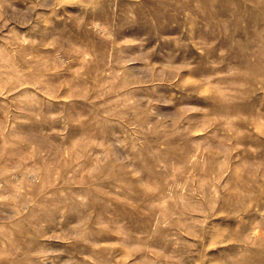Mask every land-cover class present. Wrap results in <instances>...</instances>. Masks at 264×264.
<instances>
[{
    "label": "rangeland",
    "instance_id": "1",
    "mask_svg": "<svg viewBox=\"0 0 264 264\" xmlns=\"http://www.w3.org/2000/svg\"><path fill=\"white\" fill-rule=\"evenodd\" d=\"M31 3L0 7V247L19 249L2 264H264V180L246 188L237 175L264 159V7L99 0L65 5L50 27ZM65 12L101 23L77 30ZM142 52L194 64L181 83L211 80L154 92L138 82ZM234 69L243 96L224 106L202 96L238 82ZM159 92L174 106L149 105ZM187 101L207 112L175 122ZM233 116L246 135L231 140L222 176Z\"/></svg>",
    "mask_w": 264,
    "mask_h": 264
},
{
    "label": "clouds",
    "instance_id": "2",
    "mask_svg": "<svg viewBox=\"0 0 264 264\" xmlns=\"http://www.w3.org/2000/svg\"><path fill=\"white\" fill-rule=\"evenodd\" d=\"M99 0H32L30 4V10L36 13L34 19L37 21H45L49 22L50 27H54L50 24V17H58V14L61 9L64 8L65 5L68 4H81L83 7L87 8L96 3ZM5 0H0V7L3 6ZM245 4L253 3L254 7L261 8L264 7V0H244ZM40 9L41 11H37ZM47 13V14H45ZM65 16H67L68 20L73 22L77 30H84L85 27L95 30L96 25L101 23L100 20L96 19L95 17L92 18L91 22H88L84 15L79 12H65ZM0 19H3V15L0 14ZM108 23L109 27H119V25L115 23ZM56 32L67 31V29H55ZM24 43H29V41H23ZM31 43H35L34 41ZM55 41L49 45V47H55ZM69 49L61 48V51H70ZM154 51V50H153ZM59 55V53H57ZM151 52H142L139 59L142 61L144 65V79L138 81L139 83H143L145 85H151L153 91L155 92L159 87H163L164 85H171L173 87H179L182 90L187 88L188 84H192L198 87L204 86L211 80V77L202 78L199 80H188L184 83H181L182 80V68L187 67L193 74H198V70L194 64L191 62H187L184 65L180 64H173L171 59H167L166 63H155L151 59ZM215 67V65H213ZM79 75V70L77 72ZM227 75L238 82L229 83L224 86L223 90H216L210 89L209 92L203 93L202 96L205 98H210L214 101V103L220 104L221 106L230 104L233 100L240 98L243 96L245 92L249 89V83L246 79V74L241 73L238 70H231ZM119 78V74L117 75V79ZM212 94V95H210ZM158 99H150L146 98L149 105L160 103L163 100L164 104L167 106H174L175 100L173 98H168L166 93L159 92ZM185 106L181 107L176 112L175 122H179L182 114L187 111L193 112H200L204 111L207 112L206 108H196V109H189L187 107L188 103H192V101L184 102ZM55 119V117H53ZM217 119L225 120L226 116H218ZM240 119L239 117L233 116L227 119L226 127L232 131L234 134L231 139L225 138L221 140V146L223 151H218V155H222L224 157L223 163H221V170L222 176L224 170L227 168V159L231 155V152L234 149L231 147V140H239L240 138L244 137L246 134L244 132H238L232 128V124L234 121ZM208 125H205V128L202 130H206ZM239 146V145H238ZM253 154H256L259 149H251ZM237 175L241 178V183H243L246 188H251L252 185L256 182L257 178L260 180H264V159H256L255 157L252 159L251 162H241L240 166L237 169ZM243 177H247L248 179L245 180ZM227 189V185L224 186ZM212 209H215V201H213L211 205ZM4 232L3 226L0 225V234ZM67 239H72V237H68ZM19 249L16 248L14 251H9L4 247H0V264L5 261H11L15 255V252H18Z\"/></svg>",
    "mask_w": 264,
    "mask_h": 264
}]
</instances>
